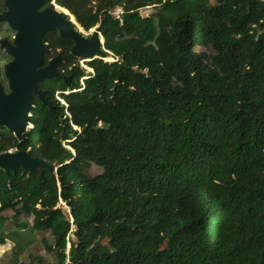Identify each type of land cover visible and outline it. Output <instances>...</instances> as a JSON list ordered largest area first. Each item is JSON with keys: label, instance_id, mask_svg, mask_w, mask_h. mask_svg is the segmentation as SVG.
<instances>
[{"label": "trees", "instance_id": "trees-1", "mask_svg": "<svg viewBox=\"0 0 264 264\" xmlns=\"http://www.w3.org/2000/svg\"><path fill=\"white\" fill-rule=\"evenodd\" d=\"M57 2L87 31L103 20L110 53L86 73L46 33L73 77L44 80L54 109L36 97L23 140L0 139L53 166L0 167L9 261L28 246L5 230L11 209L18 230L51 233L52 264H264V0Z\"/></svg>", "mask_w": 264, "mask_h": 264}, {"label": "water", "instance_id": "water-1", "mask_svg": "<svg viewBox=\"0 0 264 264\" xmlns=\"http://www.w3.org/2000/svg\"><path fill=\"white\" fill-rule=\"evenodd\" d=\"M46 1L8 0V9L0 14V21L8 22L17 32L15 46H12L9 42L4 43L7 51L15 59L6 66L12 93L4 95L0 88V105L2 100H6L9 107L8 110L0 109V116H4V119H0V123L7 124L16 131L19 138L23 137V133L28 128V123L32 125L31 128L34 127L31 124L34 97H37L52 110L54 109L53 102L47 97L46 91L41 88V81L58 77L68 82L70 78L58 68L62 55L51 59L45 68H39L45 60L47 43L44 38L48 31L58 30L62 38L72 39L74 45L71 53L76 57L85 59V61L98 58L104 51H108L105 47L106 39L102 34L103 20L100 25L95 27V31H90V35H86L84 33L85 29L77 20L75 24L81 32L65 16V14L71 15V13L68 14L62 10L67 8L58 5L55 7H44ZM148 8L150 9L151 7ZM16 152L17 154H14L13 151L0 153V167L5 169L7 173H10L11 170H16L17 166H23L31 172L39 171L43 167L53 170L51 164L42 158L32 157L27 150H16ZM74 154H76V151H74ZM24 155L35 164L32 166L26 165L23 161L24 157L22 158Z\"/></svg>", "mask_w": 264, "mask_h": 264}, {"label": "rangeland", "instance_id": "rangeland-1", "mask_svg": "<svg viewBox=\"0 0 264 264\" xmlns=\"http://www.w3.org/2000/svg\"><path fill=\"white\" fill-rule=\"evenodd\" d=\"M119 9H121V8H117V10L115 12L116 14H119V12H118V11H120ZM62 10H64L66 13L70 14L68 10H66V9H62ZM71 16H72V20L74 22H76V19L74 18V16L73 15H71ZM0 22H6V21H0ZM9 27H11V26L9 25ZM2 30H3V27L1 26L0 32H2ZM13 32H15V30ZM200 50L205 51L206 53H210V54L215 52L214 49L211 47L200 48ZM110 57L112 59H107V60L113 61L114 58L112 56H110ZM79 64L84 69H86V73L93 72L92 70L89 69V66L86 64V61H84V59L80 60ZM57 98L59 100L61 98L59 93H57ZM61 102L64 103L63 100H61ZM31 126L32 125H30V124L28 125L27 131H29L31 129ZM72 151L74 153L75 150H72ZM25 157H26V155L22 156V158L24 159L23 161L27 165L32 166L35 164L34 162L27 159V157L26 158ZM87 172L91 176H95V175L102 173L103 169L101 167L97 166L96 164H91L88 167ZM61 204L65 205V203L63 201H61ZM3 215H5L7 217V220L5 221V230H7L10 233H13L14 231H19L18 233L19 234L21 233L23 235V236L21 235L22 237H20L19 240L28 244L26 250L22 251V254H21V259L23 260V262H20L19 264H52L55 261V255L53 253H50L47 250V247L45 246V243L43 241V238H45V239H47L49 244H51V245L53 244V237H52L50 232H39V231L31 232L30 230H18V228L16 227V225L12 221V216L14 215V212L11 209H8L5 212H3ZM21 218L23 220H25V219L29 220L31 222V224L33 223V216L32 215L29 216V215L24 214L21 216ZM103 242H104V240H103ZM15 246H16V241L14 239H8L5 244L0 243V258H1L0 264H16L15 262L9 261L10 258L13 256L12 255L13 251L16 250V249L13 250V248ZM70 247H71V244L69 243L68 244V251H69Z\"/></svg>", "mask_w": 264, "mask_h": 264}, {"label": "flooded vegetation", "instance_id": "flooded-vegetation-1", "mask_svg": "<svg viewBox=\"0 0 264 264\" xmlns=\"http://www.w3.org/2000/svg\"><path fill=\"white\" fill-rule=\"evenodd\" d=\"M7 1L8 0H3L2 1V3H3L2 6L5 7V9L0 14H2L3 12H5L8 9V7H7ZM47 1H46V4H45L44 7H47V6L55 7L56 5L61 6L60 4H58L57 0H55V1L54 0H50L51 1V4L50 5H47ZM66 15L67 14H65V16ZM71 15H73V14L71 13ZM71 15H67V18L71 21V24L78 31H80L79 27L72 20V16ZM1 26L3 27V30H2V32H0V88L2 89V92H3L4 95H10L12 93V87H11L10 78H9L8 73H7V70H6V66L9 63H11L12 61H14L15 57L12 54H10L9 51H7V48L4 46V43L9 42L12 46H15V40H16V37H17V32H16V30H15V32H13L14 29H12L11 27H9V23L8 22H0V28H1ZM86 31L87 30H85L84 33L87 35L91 30H89V32L87 31L88 33ZM47 46H48V43H47ZM62 51L63 50L61 48H58V52L59 53L57 55L53 56L49 60H46V57H45V60H44L43 64L39 68H45L49 64V62H50L51 59H53L54 57L59 56V55H62V59H61V61H62L63 58H64V54H63ZM77 59L79 61L82 60V58L79 59V57H77ZM59 63H58V68H59ZM60 71H62V70L60 69ZM64 71L65 70H63L62 72L64 73V75H66ZM71 76H68V77H70L69 80L72 79L73 76L72 77ZM44 80H46V79H44ZM44 80H42L41 83ZM35 98L36 97H34V99ZM34 99H33V101H34ZM8 108L9 107H8L7 101L6 100H2L1 101V105H0V109H6V110H8ZM31 113H32V111H31ZM0 119H4V116H0ZM31 124H33V123L31 122ZM28 125H29V123L27 124V127H28ZM27 132L28 131L26 130V132L23 133V137L22 138H19L17 136V134H16V131H14L13 129H11L7 124L0 123V139L13 136V137H16L19 141H22L23 138H24V136H25V134ZM16 150H21V149L14 146V147H9L7 150L1 151L0 153L12 152V151H16Z\"/></svg>", "mask_w": 264, "mask_h": 264}, {"label": "clouds", "instance_id": "clouds-1", "mask_svg": "<svg viewBox=\"0 0 264 264\" xmlns=\"http://www.w3.org/2000/svg\"><path fill=\"white\" fill-rule=\"evenodd\" d=\"M122 9V8H121ZM120 14V13H119ZM100 25V24H99ZM98 26V25H97ZM95 28V27H94ZM92 30V29H91ZM89 35H90V32L88 33ZM108 52V51H107ZM110 53V52H109ZM101 55H103V54H101ZM101 55H99V57H101ZM98 57V58H99ZM87 59H91V58H87ZM105 59H106V57H105ZM114 60H115V58H114ZM84 61H85V59H84ZM91 61V60H90ZM112 61V60H111ZM87 62V61H86ZM90 68V67H89ZM92 71L94 72V70L92 69ZM85 78H88V76H85L84 78H82V83L85 85ZM67 92H69V91H67ZM57 93H59V92H57ZM57 93H56V96H57ZM58 99V98H57ZM60 100H63L62 98H60ZM64 101V100H63ZM64 103H66L65 101H64ZM69 252V251H68Z\"/></svg>", "mask_w": 264, "mask_h": 264}, {"label": "bare ground", "instance_id": "bare-ground-1", "mask_svg": "<svg viewBox=\"0 0 264 264\" xmlns=\"http://www.w3.org/2000/svg\"><path fill=\"white\" fill-rule=\"evenodd\" d=\"M91 31H95V28H92V30ZM90 70H92V68H89ZM13 153L14 154H17V152L16 151H13Z\"/></svg>", "mask_w": 264, "mask_h": 264}, {"label": "built area", "instance_id": "built-area-1", "mask_svg": "<svg viewBox=\"0 0 264 264\" xmlns=\"http://www.w3.org/2000/svg\"><path fill=\"white\" fill-rule=\"evenodd\" d=\"M120 11H118L119 13H121V9H119Z\"/></svg>", "mask_w": 264, "mask_h": 264}, {"label": "crops", "instance_id": "crops-1", "mask_svg": "<svg viewBox=\"0 0 264 264\" xmlns=\"http://www.w3.org/2000/svg\"><path fill=\"white\" fill-rule=\"evenodd\" d=\"M1 259V258H0Z\"/></svg>", "mask_w": 264, "mask_h": 264}]
</instances>
